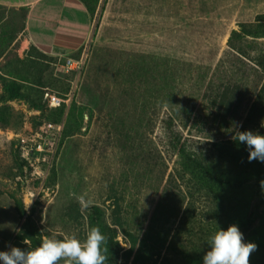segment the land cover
<instances>
[{"label": "rangeland", "instance_id": "rangeland-1", "mask_svg": "<svg viewBox=\"0 0 264 264\" xmlns=\"http://www.w3.org/2000/svg\"><path fill=\"white\" fill-rule=\"evenodd\" d=\"M87 1L92 36L63 58L0 7V199L42 239L99 227L106 264H203L211 235L244 233L262 202L244 241L264 264V163L234 139L264 134V0Z\"/></svg>", "mask_w": 264, "mask_h": 264}, {"label": "crops", "instance_id": "crops-1", "mask_svg": "<svg viewBox=\"0 0 264 264\" xmlns=\"http://www.w3.org/2000/svg\"><path fill=\"white\" fill-rule=\"evenodd\" d=\"M0 7L24 11L26 40L51 57L77 52L92 36V17L81 0H0ZM25 222L12 201L0 199V251H8L9 246L37 247L27 235Z\"/></svg>", "mask_w": 264, "mask_h": 264}, {"label": "clouds", "instance_id": "clouds-1", "mask_svg": "<svg viewBox=\"0 0 264 264\" xmlns=\"http://www.w3.org/2000/svg\"><path fill=\"white\" fill-rule=\"evenodd\" d=\"M264 127V121L261 122ZM234 139L245 144L249 160L264 163V134L253 131L237 132ZM106 237L99 227H92L83 241L76 236L66 239L43 238L34 250L9 246L0 251V264H106ZM209 250L203 264H249V256L256 245L246 243L239 227L232 225L226 230L219 228L208 242Z\"/></svg>", "mask_w": 264, "mask_h": 264}, {"label": "built area", "instance_id": "built-area-1", "mask_svg": "<svg viewBox=\"0 0 264 264\" xmlns=\"http://www.w3.org/2000/svg\"><path fill=\"white\" fill-rule=\"evenodd\" d=\"M63 67L66 68L67 70H79L82 67V61L75 60L73 58H67L66 62L62 65V68ZM46 96L48 97L50 104H52L54 107H59V106H62L63 104L69 105L70 104L69 102L72 100L70 99L71 98L70 96H68L67 99H63L61 97L52 95L50 93H48ZM42 130L44 132L47 131L49 133V136H48L49 140H52L55 137V135L58 133V131L61 130V127L53 123H47L42 127ZM37 137H40V134H38ZM22 142L24 144L23 146L24 150L27 152V157H29L30 151L28 150L27 145L30 142L37 143V138L34 137V139H30V138L23 139ZM34 151H35V154L33 155L32 162L35 164H39L40 155H42V153L46 151L44 148V145L42 143H39L38 146L35 147Z\"/></svg>", "mask_w": 264, "mask_h": 264}, {"label": "trees", "instance_id": "trees-1", "mask_svg": "<svg viewBox=\"0 0 264 264\" xmlns=\"http://www.w3.org/2000/svg\"><path fill=\"white\" fill-rule=\"evenodd\" d=\"M81 1L86 5L87 9L90 11L89 2L87 0H81ZM172 125H174V124L172 123ZM173 136H174V138H173ZM173 136L171 135L170 140L172 141V144H173V147L175 148V150H177L181 154L186 153L187 152L186 144L182 142V140H181V138H179V136H175V135H173ZM262 205H263L262 202H260L257 205L256 212H255L254 216L248 220L246 229L244 230V233H243L244 238L261 221V219H262V211H261ZM18 211L24 217L22 211L21 210H18ZM25 226L27 227V235L29 236V238H31L33 243L38 247L40 245V243L42 242V237L40 236V233L37 231V229L34 226L29 225V223H27ZM60 262H62V264H65V262L63 260H61Z\"/></svg>", "mask_w": 264, "mask_h": 264}]
</instances>
